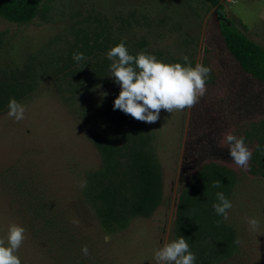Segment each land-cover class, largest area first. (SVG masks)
Returning <instances> with one entry per match:
<instances>
[{
	"label": "rangeland",
	"instance_id": "374dc122",
	"mask_svg": "<svg viewBox=\"0 0 264 264\" xmlns=\"http://www.w3.org/2000/svg\"><path fill=\"white\" fill-rule=\"evenodd\" d=\"M219 3L226 17L264 47V0ZM122 40L131 55L145 52L181 64L188 56L193 67L209 66L204 94L183 111L162 109L155 123L114 110L121 87L111 76L107 53ZM78 52L85 59L74 60ZM11 88L7 97L25 105L26 112L19 122L7 115L9 109L0 112V237L13 223L24 227L23 190L33 186L88 240L97 235L99 241L122 242L117 252L95 256V264H157L155 252L173 241L191 171L217 162L239 167L242 174L232 188L226 220L240 232L242 252L218 264H264V84L246 76L228 54L216 6L202 0H49L28 23L0 19L2 95ZM231 98L232 112L241 109L235 117L223 111ZM228 133L245 138L252 170L232 160ZM105 144L112 158L104 154ZM132 150L154 164L161 203L125 229L103 230L97 196L123 181ZM111 159L123 164L118 171L106 170ZM250 218L259 220L257 229L248 224ZM30 234L19 249L22 264H55L53 252L39 253Z\"/></svg>",
	"mask_w": 264,
	"mask_h": 264
},
{
	"label": "trees",
	"instance_id": "16d2710c",
	"mask_svg": "<svg viewBox=\"0 0 264 264\" xmlns=\"http://www.w3.org/2000/svg\"><path fill=\"white\" fill-rule=\"evenodd\" d=\"M47 1L49 0H0V19L15 24L28 23L37 16ZM202 1L216 6L219 33L228 54L246 76L264 84V47L251 40L235 20L225 16L224 7L219 0ZM107 60L109 64L113 63L112 60ZM3 91L5 89H0V112L8 109L11 98L7 95L14 92L12 88L8 89L5 97L2 95ZM231 102H234L232 98L224 104L223 111L226 113L231 114L233 111ZM239 111L241 109L237 112L234 110L235 113ZM234 112L232 117L236 115ZM103 147L107 158H112L111 147L106 144ZM129 158V162L124 164L126 174L123 175V181L114 184L112 190L108 186V194L104 191L97 196L103 203L100 212H97L103 230L104 227L114 226L118 231L125 229L132 219L151 216L161 203V179L147 154L132 150ZM122 165L118 159H111L107 161L106 170L114 168L118 171ZM252 167L248 165L247 168L250 171ZM191 175L189 184L180 196L172 239L185 237L190 250L196 255L195 264H218L240 255V232L222 215H217L213 205L218 203V192H223L231 200L232 188L236 179L242 175L241 169L206 162L194 168ZM216 181H220L219 187H213ZM23 192V210L27 214V218H24L26 233H31L40 244L37 249L41 252H37L46 255L48 250L53 252L55 264H95V256H107L111 254L112 248L113 251H118L122 242L116 243L114 239L99 241L97 235H92L90 240L84 237L66 212L60 210L51 198L39 194L37 187L25 186ZM237 239L240 240L239 244L235 243ZM85 245L89 249L88 255L82 252ZM102 246L104 250H100L99 247ZM30 248L36 254V249Z\"/></svg>",
	"mask_w": 264,
	"mask_h": 264
},
{
	"label": "clouds",
	"instance_id": "9594fccd",
	"mask_svg": "<svg viewBox=\"0 0 264 264\" xmlns=\"http://www.w3.org/2000/svg\"><path fill=\"white\" fill-rule=\"evenodd\" d=\"M107 57L113 61L110 66L111 76L121 87L114 101V110L119 109L136 120L147 123L157 122L162 109L172 113L193 107L204 94L211 73V68L202 63L193 67L188 56L182 57L185 64H181L165 62L145 52L131 55L123 40L108 51ZM73 59L81 61L85 57L78 52L73 54ZM8 109L7 115L15 121L25 118L26 106L15 98L9 101ZM225 139L230 147L232 160L237 165L246 167L252 151L245 144V138H237L228 133ZM85 186L86 181H82L80 187ZM219 186L220 181L214 182L213 187ZM217 200L218 203L213 208L217 215H222L227 220L232 203L223 192L217 193ZM247 222L253 230L260 223L257 218H250ZM73 223L78 224L79 221L74 220ZM25 232L23 226L13 223L9 226L6 237H0V264H22L18 253L26 238ZM235 243L239 244L240 240L237 239ZM82 252L84 255L89 254L86 245ZM154 256L157 264H195L196 261V255L190 250L184 236L165 243Z\"/></svg>",
	"mask_w": 264,
	"mask_h": 264
}]
</instances>
